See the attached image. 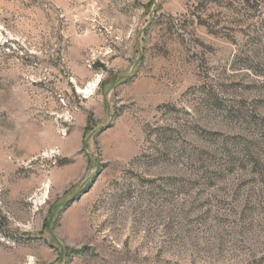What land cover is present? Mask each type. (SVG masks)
I'll return each instance as SVG.
<instances>
[{
  "label": "rangeland",
  "instance_id": "374dc122",
  "mask_svg": "<svg viewBox=\"0 0 264 264\" xmlns=\"http://www.w3.org/2000/svg\"><path fill=\"white\" fill-rule=\"evenodd\" d=\"M0 264H264V0H0Z\"/></svg>",
  "mask_w": 264,
  "mask_h": 264
}]
</instances>
